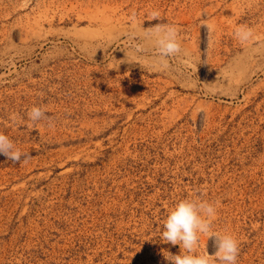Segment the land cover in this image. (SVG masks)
I'll list each match as a JSON object with an SVG mask.
<instances>
[{"label":"rangeland","instance_id":"rangeland-1","mask_svg":"<svg viewBox=\"0 0 264 264\" xmlns=\"http://www.w3.org/2000/svg\"><path fill=\"white\" fill-rule=\"evenodd\" d=\"M0 133L31 157L0 155V264H168L197 198L264 264V0H0Z\"/></svg>","mask_w":264,"mask_h":264},{"label":"clouds","instance_id":"clouds-1","mask_svg":"<svg viewBox=\"0 0 264 264\" xmlns=\"http://www.w3.org/2000/svg\"><path fill=\"white\" fill-rule=\"evenodd\" d=\"M153 19H159V12L151 13ZM155 29L157 53L167 60L181 52L178 32L175 25L156 24ZM240 36V33H237ZM248 36H251L249 30ZM28 119L35 123L43 119L51 120L40 107H32L28 111ZM0 155L5 156L13 164L27 163L31 157L22 153L14 142L5 134L0 133ZM213 203L202 199H184L178 202L169 212L163 223L160 238L173 246L179 245L183 254L173 255L167 252L165 259L168 264H237L239 243L232 235L213 231L211 220L216 215ZM213 240L216 251L214 254L196 255L200 236Z\"/></svg>","mask_w":264,"mask_h":264}]
</instances>
